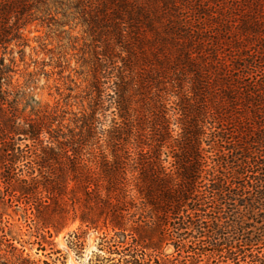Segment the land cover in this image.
<instances>
[{"label":"trees","instance_id":"obj_1","mask_svg":"<svg viewBox=\"0 0 264 264\" xmlns=\"http://www.w3.org/2000/svg\"><path fill=\"white\" fill-rule=\"evenodd\" d=\"M32 26L82 33L54 103ZM0 167L42 229L111 231L99 263L264 264V0H0Z\"/></svg>","mask_w":264,"mask_h":264},{"label":"rangeland","instance_id":"obj_2","mask_svg":"<svg viewBox=\"0 0 264 264\" xmlns=\"http://www.w3.org/2000/svg\"><path fill=\"white\" fill-rule=\"evenodd\" d=\"M55 29L50 32L47 28L32 26L26 32L29 48L26 49L25 63L30 64V71H39L43 61L50 65L46 72L51 78L42 76L36 93L39 99L51 103L60 98L57 89L66 96L69 94L67 89L75 88L72 80L78 79L76 70L79 66L77 53L71 50L76 41L72 36L82 34L80 29L70 33L66 28L65 34H60L64 29L56 33ZM15 56L20 60L19 54ZM32 62H37V66ZM24 68L21 64L17 79L23 75ZM77 82L83 90L89 83L84 79ZM49 94L53 97L50 98ZM9 193L0 167V264H102L98 257L100 260L108 257L107 253L100 251L101 238L113 236L111 231L80 229V222L70 224L60 232L42 229L34 221V210ZM164 255L170 256L171 260L177 257L173 246H167Z\"/></svg>","mask_w":264,"mask_h":264}]
</instances>
